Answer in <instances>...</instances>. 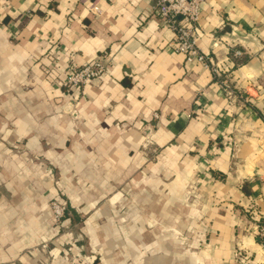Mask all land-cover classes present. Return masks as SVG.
<instances>
[{
	"label": "crops",
	"instance_id": "1",
	"mask_svg": "<svg viewBox=\"0 0 264 264\" xmlns=\"http://www.w3.org/2000/svg\"><path fill=\"white\" fill-rule=\"evenodd\" d=\"M89 4L0 0V264H111L145 234L159 264L160 232L172 264H264V0L202 2L228 85L174 50L154 0ZM99 56L74 117L66 67Z\"/></svg>",
	"mask_w": 264,
	"mask_h": 264
},
{
	"label": "built area",
	"instance_id": "2",
	"mask_svg": "<svg viewBox=\"0 0 264 264\" xmlns=\"http://www.w3.org/2000/svg\"><path fill=\"white\" fill-rule=\"evenodd\" d=\"M90 2L88 10L97 15L100 5L105 0H87ZM116 3L119 0H107ZM203 0H154L153 8L164 18L166 26L171 29L175 38L172 47L175 51L182 53L188 62H197L209 69L214 78L228 85L224 75L228 72L227 65L220 64L214 60L210 53L204 52L198 42L197 27L200 23L202 14ZM237 54L240 51L236 52ZM107 59L105 56H99L86 61L83 65H77L71 60L66 67V77L63 84L67 87L71 101L68 108L76 117L79 116L77 110V98L80 95V89L89 82L100 79L107 71ZM52 209L53 222L60 226L66 217V204L59 200L50 202ZM256 229L258 237L264 243V216L257 219Z\"/></svg>",
	"mask_w": 264,
	"mask_h": 264
},
{
	"label": "rangeland",
	"instance_id": "3",
	"mask_svg": "<svg viewBox=\"0 0 264 264\" xmlns=\"http://www.w3.org/2000/svg\"><path fill=\"white\" fill-rule=\"evenodd\" d=\"M69 91H67V96L69 97L68 103L71 101L72 96L68 95ZM68 103L66 104V109L69 111V113L74 116L71 112V110L68 108ZM77 104V103H76ZM76 117V116H74ZM79 117V116H78ZM146 145L144 146V151L146 153L149 154V151L151 149V146L149 145L148 141H145ZM149 159H151L152 161L155 162H161V159L157 158L156 154L152 155L149 154V156H147ZM39 159H41L39 157ZM53 201V200H52ZM67 206V204H66ZM92 210L96 207V208H101L103 207V204H95L92 205ZM112 222H114L115 224L117 223L116 220L111 219ZM107 222V221H106ZM145 226L147 227L146 221H142ZM162 224H164V226H168L169 223H172V221L168 220V219H164L163 221H161ZM148 224L150 225V228L154 229L157 228V226H161V224L159 223H155L153 220H150L148 222ZM137 228V225H136ZM159 237L161 238V249H163V251L166 252H162L160 258L157 260V263L159 264H172V259L174 257H172V254H174L173 252L169 253L168 249H170V243L172 242V239L169 238V235L164 234L163 232H160ZM144 238V239H143ZM142 239H140L138 242L141 244L142 250H140V252L135 251V240L129 239L128 240V249L129 251L127 253H120V252H112L113 253V260L111 262V264H156L155 260L157 259V257L160 255L157 252H152V250L149 249V247L146 244H153L154 240L156 239L155 237H153L151 234H145V236ZM120 237L117 239L118 243H120ZM179 244V243H178ZM112 253H109L110 255H112ZM180 257V256H178ZM184 262L183 259L180 260V263Z\"/></svg>",
	"mask_w": 264,
	"mask_h": 264
},
{
	"label": "trees",
	"instance_id": "4",
	"mask_svg": "<svg viewBox=\"0 0 264 264\" xmlns=\"http://www.w3.org/2000/svg\"><path fill=\"white\" fill-rule=\"evenodd\" d=\"M72 209L70 208V206H66V216L69 215V213H72L71 211Z\"/></svg>",
	"mask_w": 264,
	"mask_h": 264
}]
</instances>
